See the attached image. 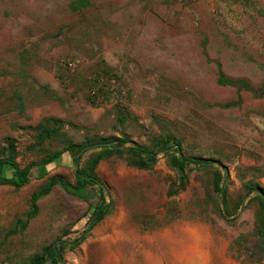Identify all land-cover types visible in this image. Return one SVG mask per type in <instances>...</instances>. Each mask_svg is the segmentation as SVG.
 Segmentation results:
<instances>
[{
  "label": "rangeland",
  "instance_id": "374dc122",
  "mask_svg": "<svg viewBox=\"0 0 264 264\" xmlns=\"http://www.w3.org/2000/svg\"><path fill=\"white\" fill-rule=\"evenodd\" d=\"M100 143L0 185V264H264V0H0V158Z\"/></svg>",
  "mask_w": 264,
  "mask_h": 264
},
{
  "label": "trees",
  "instance_id": "16d2710c",
  "mask_svg": "<svg viewBox=\"0 0 264 264\" xmlns=\"http://www.w3.org/2000/svg\"><path fill=\"white\" fill-rule=\"evenodd\" d=\"M219 83H221L222 85H237L238 84L236 82H232L230 80L225 79L222 73H220L219 75ZM241 85H243L247 89H251L246 83H241ZM176 145H177L176 147H180L179 144H176ZM108 146H112V145L109 143H100L94 146L91 145L89 147H85V146H78V145L71 144L64 149L56 151L55 153L47 156L40 162H32L24 168H20L14 156L0 158V185L11 186L16 189L22 188L25 185H27L31 180L36 179V178H41V176L37 174V171L39 170L40 167H46L54 163L56 160L61 158L67 152L75 153L77 157L75 162L78 164L82 155L86 153L89 149H91L92 147H105L106 148ZM172 148L173 146L170 149ZM113 150L116 152L120 151V149L117 147H114ZM125 151L132 153L134 155H137V156H141L142 154H144V155L149 156V158L152 161L154 162L156 161V156L154 154L147 152L146 150H143L140 147L126 148ZM179 152L180 151L177 148V153ZM171 159L175 167L178 168L179 171L183 172L184 165L181 162L180 157L171 156ZM95 165H96V162H95ZM139 166L142 168L148 167L145 161H141L139 163ZM8 167L12 169L13 175L11 177H3L2 174ZM75 177H76V186L74 188L75 190L85 189L88 185L99 186L100 191L104 190V186L101 184V182L98 180V178L96 177V175L93 173L92 169L90 168L87 169L86 171L76 170ZM182 177H186V176L182 174ZM55 186H61L64 189L69 187L68 184L58 179H51L50 181H48L47 184L41 190L35 192L32 195L31 200H30L31 209L28 212L26 220L25 221L19 220L17 223L18 227L8 232L7 236L10 234H18L19 232L24 231L28 228L30 221L33 218H35L38 214L39 208H38L37 202L43 197H46L47 195H49V193ZM217 192L222 193L224 191L218 188L217 186ZM223 203L226 204V201L223 200ZM90 207L93 208L97 212V216L91 222L86 232L90 231L96 225L98 221L103 219L108 206L104 205V198L101 196L97 200L96 203H90ZM86 232L83 233V235L79 238V240L75 242V245H80L84 242ZM261 237H263V233L261 234ZM60 251H61V245L60 246H57L56 244L49 245L43 248L42 253L37 255L33 259L32 264H59V263L62 264L63 261H62V255ZM262 251H264L263 247H262Z\"/></svg>",
  "mask_w": 264,
  "mask_h": 264
}]
</instances>
